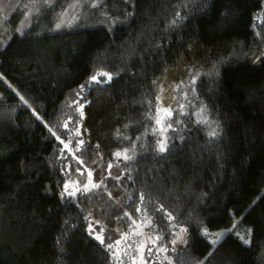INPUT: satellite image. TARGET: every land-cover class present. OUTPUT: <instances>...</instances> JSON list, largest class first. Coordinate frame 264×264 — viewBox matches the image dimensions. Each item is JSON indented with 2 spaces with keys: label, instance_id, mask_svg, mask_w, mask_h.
<instances>
[{
  "label": "trees",
  "instance_id": "trees-1",
  "mask_svg": "<svg viewBox=\"0 0 264 264\" xmlns=\"http://www.w3.org/2000/svg\"><path fill=\"white\" fill-rule=\"evenodd\" d=\"M79 1L0 8V264H264V0Z\"/></svg>",
  "mask_w": 264,
  "mask_h": 264
},
{
  "label": "rangeland",
  "instance_id": "rangeland-1",
  "mask_svg": "<svg viewBox=\"0 0 264 264\" xmlns=\"http://www.w3.org/2000/svg\"><path fill=\"white\" fill-rule=\"evenodd\" d=\"M40 1H43V0H25V2H28V6H29L28 10L25 13V15H27L26 20L28 16L30 17L33 14L34 10L38 6V2ZM68 2L70 6L67 7L65 11L60 14V18L57 22V24L61 26H68V25L70 26L72 23L77 21L76 20L77 16L81 15V11L83 7L79 6V3L81 4L80 1L79 0H68ZM16 4H18V0H0V8L1 7L7 8V10L6 9L1 10L3 16L6 17L9 9L14 8ZM74 4L77 5L75 8L72 7V5ZM138 215L139 216L136 219V224L135 225L133 224V229L129 235V239L132 242V244H130V249L133 250L132 257L130 255L129 258H127V260L123 262V264L125 263L133 264L134 260H135V264H142V261L140 258L141 254L138 251H136V249L139 247L141 243L145 245L143 249V264H153L154 262L161 264V263L169 261V259H165V257L169 258L171 248L172 249L177 248L178 245L181 244V241L184 240V236H185L184 230L181 227L174 230L175 231L174 236L171 238L170 242L166 243L168 245L164 246L166 239L162 237V239L156 240L155 238L157 237V235L153 231L157 229L153 226L152 223L150 226H148V221L149 220L151 221L150 217L141 210ZM137 225H139V227H137ZM94 226H100V223L95 224ZM100 227L96 229L97 233L95 234H102L103 237L106 236L105 232H103V228L100 229ZM136 232H140L142 234L135 235ZM158 236L161 237L159 234ZM180 236L183 237L182 240L178 239V237ZM111 237H112V240L113 239L116 240L114 235ZM107 238L108 237H105L104 240H106ZM154 239L157 242H161L159 243L161 245H159L156 248H154L153 246L154 249H152L151 255H149L148 249L150 248V245H153L151 241ZM173 241H176V243H173ZM161 248L165 249V251L161 252L160 251Z\"/></svg>",
  "mask_w": 264,
  "mask_h": 264
},
{
  "label": "snow or ice",
  "instance_id": "snow-or-ice-1",
  "mask_svg": "<svg viewBox=\"0 0 264 264\" xmlns=\"http://www.w3.org/2000/svg\"><path fill=\"white\" fill-rule=\"evenodd\" d=\"M100 2H101V0H92L91 6H92V7H97V6H99ZM76 6H77L76 4L72 5L73 8H75ZM60 26H61V25H59V24L57 25V27H60ZM100 76H107L108 80H111V76L108 75L107 73H98L97 75L91 77V80H92L93 82H99V77H100ZM81 114H82V113H81ZM167 115H168V117H171V112H168ZM161 119H162V118H158V119L156 120V123H157L158 125L161 123ZM205 122H206V121H205ZM66 126H67V125H66ZM170 126H171V125H169V127H170ZM76 134L79 135V132H77ZM211 135H215V132L211 133ZM67 147H68V145L66 144V145H65V148H67ZM159 150H160L161 152H163V151L166 150V146H165V143H164L163 141L160 142V149H159ZM116 156H117V157H121V156H123L124 159H130V157H129L126 153H116ZM110 167H111V166H110ZM91 175H92V174L89 172V173H88V176L91 177ZM88 185H91V188H98V187L100 186L99 184H94V183L91 181V179H89V181H88ZM88 185H85V186H84L83 191L87 192V191H90V190H91V189L89 188ZM78 190H79V189H74L73 191H69V186H68V185H65V192H64V194H67V195H75V191H78ZM140 199H141V200L144 199L143 195H141ZM138 210H139V209H138ZM125 215H128V214L125 213ZM169 219H171V217H169ZM132 223L135 225V224H136V221H133ZM150 225H151V221L149 220V221H148V226H150ZM137 227H139V225H137ZM249 231H250V230H249ZM89 234H90V235L93 234V229L91 228V225H90V227H89ZM141 234H142V233H140V232H136V233H135V235H141ZM204 234H205L206 236L209 235V233H208L206 230H205V233H204ZM222 235H223V234H217L216 239L213 240V244H214V245H215L216 243L219 242V240H220V238H221ZM94 239H96L97 241H99V243H100L101 245H103L107 250H110V251L113 250L115 247H118V246L121 244V241H120V240L116 241V242H115V245L112 244V243L105 244L104 237H103L102 234H95V235H94ZM122 239H123V241H127V240L129 239V236H128V235H123ZM155 239H156V240H159V239H162V237L157 236ZM178 239L182 240L183 237L180 236V237H178ZM241 239H243V237H241ZM151 242H152V243H155L154 240H152ZM244 242H245V243H249L248 240H244ZM173 243H176V241H173ZM144 247H145V245H144L143 243H141V244L139 245V247L136 249V251H138V252L141 254L140 258H141L142 264H143V249H144ZM160 251L163 252V251H165V249L161 248ZM151 252H152V249L149 248V249H148V253H149V255H151ZM209 255H211V253H210ZM113 257H114V259H119V256H118L115 252H113ZM165 259H169V258H168V257H165ZM205 259H207V257H206ZM121 264H122V262H121ZM133 264H135V260L133 261ZM169 264H171V261H170V260H169ZM201 264H203V262H201Z\"/></svg>",
  "mask_w": 264,
  "mask_h": 264
}]
</instances>
